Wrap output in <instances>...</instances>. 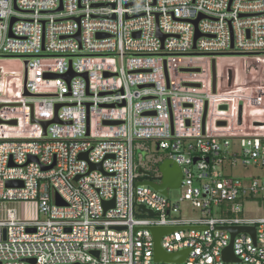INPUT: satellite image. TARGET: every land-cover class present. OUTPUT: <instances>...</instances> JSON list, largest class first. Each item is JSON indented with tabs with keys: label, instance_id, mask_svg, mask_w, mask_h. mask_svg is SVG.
<instances>
[{
	"label": "built area",
	"instance_id": "1",
	"mask_svg": "<svg viewBox=\"0 0 264 264\" xmlns=\"http://www.w3.org/2000/svg\"><path fill=\"white\" fill-rule=\"evenodd\" d=\"M243 92L264 93V0H0V264H264L244 210L264 177L226 172L264 170V103ZM142 141L181 167L180 202L138 185L165 160ZM227 227L256 233L234 262ZM153 228L184 262L155 260Z\"/></svg>",
	"mask_w": 264,
	"mask_h": 264
},
{
	"label": "water",
	"instance_id": "2",
	"mask_svg": "<svg viewBox=\"0 0 264 264\" xmlns=\"http://www.w3.org/2000/svg\"><path fill=\"white\" fill-rule=\"evenodd\" d=\"M62 7H60L59 10H61ZM199 20L195 21V24H197ZM13 23V22H12ZM199 36V35H198ZM197 36V38H198ZM79 39V37H78ZM52 75H49L51 77ZM74 76V73H71L69 75V78H72ZM108 76V75H107ZM84 77L87 78V75L84 74ZM230 77H231V72H230ZM229 77V78H230ZM231 82V78H230ZM59 108V107H57ZM57 119L55 120V122ZM110 124V123H109ZM115 125L116 123H111ZM49 123H43L44 129L46 130L47 126ZM159 150V147H157V151ZM86 158V157H85ZM35 160V159H34ZM50 167L49 169H51ZM99 168V170L102 171L101 166H91V170H96ZM160 172L162 174V181L161 183H153V182H142L138 183V185H147L153 188L155 191L160 193L161 195L165 197H169V190L171 189H179L181 187V182L183 178V172L181 167L176 164L173 160L170 159H165L162 161L160 164ZM48 170V169H47ZM21 187L23 186V183L21 181H9L7 182V187L8 188H13V187ZM56 204L63 206L64 202L63 200L57 195L56 196ZM114 202L111 203H106L105 208L106 211L110 208V206H113ZM140 211L142 213H147L148 215H153L152 211L146 210L142 206L140 207ZM230 234L232 235V242L228 248H226L223 252L224 259L226 261L234 262L236 260V257L234 255L233 251V242L234 239L237 235L240 233H247L251 234L253 237H255V229L254 228H249V227H230V228H225ZM173 231L171 228H153L152 233L155 238V260L160 261V262H170V263H182L185 261L188 255V250L175 253V254H168L166 253L162 247H161V239L164 235L169 234Z\"/></svg>",
	"mask_w": 264,
	"mask_h": 264
},
{
	"label": "rangeland",
	"instance_id": "3",
	"mask_svg": "<svg viewBox=\"0 0 264 264\" xmlns=\"http://www.w3.org/2000/svg\"><path fill=\"white\" fill-rule=\"evenodd\" d=\"M227 57L223 58H229L228 56L230 55H225ZM234 58V57H232ZM228 61V62H227ZM236 61V62H235ZM227 62V64H226ZM233 63H238V60H225V65L229 67V73H228V78L230 77V72H231V82L229 83L230 87H234V76L232 72L234 71V64ZM230 78L228 79L230 81ZM261 79V78H260ZM263 78L261 79V81ZM242 95L246 96H256L257 98L259 97L260 100L263 101L264 103V93H254V92H243ZM262 102L260 105L263 104ZM257 106V107H260ZM262 115V113H261ZM248 121H251L252 119H261L260 116L256 115L255 117L248 118ZM235 144V142H234ZM138 153L142 154L143 158H146V160H152L154 157L155 158H165L167 155L165 154L164 151H157V145L156 142L154 141H142V142H137L136 144ZM235 148V147H234ZM233 148V149H234ZM237 149V148H236ZM227 174L232 175L233 177H241L246 185H249L251 181L253 180L254 177L256 176H261L264 177V170H258L255 167L248 166L244 167L239 161L238 165L233 169V170H227ZM184 190L179 188V189H171L169 190V197L172 202L177 203L180 202V198L182 197ZM19 208V207H18ZM181 217L183 218H195L199 217L200 213L197 210H194L192 205L189 202H182L181 206ZM244 210H245V215L248 218H253V219H258V218H264V203H260L257 201H246L244 203Z\"/></svg>",
	"mask_w": 264,
	"mask_h": 264
},
{
	"label": "trees",
	"instance_id": "4",
	"mask_svg": "<svg viewBox=\"0 0 264 264\" xmlns=\"http://www.w3.org/2000/svg\"><path fill=\"white\" fill-rule=\"evenodd\" d=\"M137 155H139V153L137 152ZM165 159V158H164ZM163 159V160H164ZM158 168L160 167V163L158 164L157 166ZM145 179H148V180H151V181H154V182H161L162 181V177L161 176H158L157 178H152V176H148L146 177Z\"/></svg>",
	"mask_w": 264,
	"mask_h": 264
}]
</instances>
